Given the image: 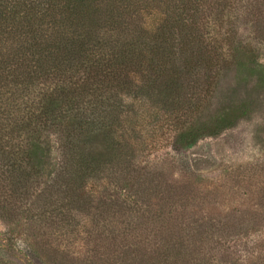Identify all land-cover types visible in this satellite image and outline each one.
<instances>
[{"label": "trees", "instance_id": "obj_1", "mask_svg": "<svg viewBox=\"0 0 264 264\" xmlns=\"http://www.w3.org/2000/svg\"><path fill=\"white\" fill-rule=\"evenodd\" d=\"M242 3L0 0V216L84 213L88 224L120 211L121 233L104 223L93 261L206 264L214 224L170 221L168 177L143 164L161 145L189 149L260 106L264 0ZM240 7L253 10L243 14L253 39L239 34Z\"/></svg>", "mask_w": 264, "mask_h": 264}, {"label": "rangeland", "instance_id": "obj_2", "mask_svg": "<svg viewBox=\"0 0 264 264\" xmlns=\"http://www.w3.org/2000/svg\"><path fill=\"white\" fill-rule=\"evenodd\" d=\"M237 10L239 34L253 39L250 24L243 23V14L253 10L251 7L247 12L241 7ZM259 45V59L264 63V44ZM259 95L258 109L234 127L202 138L189 149L161 145L144 159L143 165L150 166L153 162L168 177L170 194L166 210L172 215L170 221L190 227L191 219L214 224L213 234L205 235L203 244L206 264H264V90ZM167 153L168 166L161 161ZM35 210L31 206L30 211ZM120 213L97 221L93 218L88 224L85 220L89 216L84 213L63 222L56 219L50 222L47 217L37 220L24 209L9 221L0 216V262L99 264L98 258L93 259L106 242L103 237L97 238L102 235L104 223L114 228V235L121 233L124 216ZM174 232V239L180 240V234ZM181 234L191 247L200 245L201 240L193 232Z\"/></svg>", "mask_w": 264, "mask_h": 264}]
</instances>
